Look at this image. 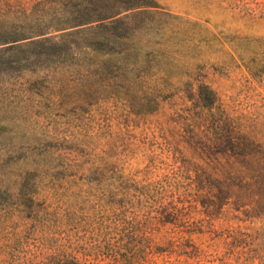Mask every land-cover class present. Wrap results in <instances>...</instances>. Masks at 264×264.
<instances>
[{"label":"rangeland","instance_id":"1","mask_svg":"<svg viewBox=\"0 0 264 264\" xmlns=\"http://www.w3.org/2000/svg\"><path fill=\"white\" fill-rule=\"evenodd\" d=\"M141 2L0 0V264L113 236L123 264L264 261V0ZM77 9L118 38L1 43Z\"/></svg>","mask_w":264,"mask_h":264},{"label":"trees","instance_id":"2","mask_svg":"<svg viewBox=\"0 0 264 264\" xmlns=\"http://www.w3.org/2000/svg\"><path fill=\"white\" fill-rule=\"evenodd\" d=\"M142 5H148L147 0H139ZM72 20H68L66 23L61 24L62 19H57L56 17L48 16V19L43 17L36 21L34 27L38 29L30 34H8L3 42L8 44V46H33L38 51H54L55 47L60 48L61 42L57 41L58 36L51 34L50 28H43L40 21L46 24L48 21H58L60 27L55 28L56 31L64 30V32L59 36L63 41L65 38L75 35L76 33H81V28L79 26L91 23L93 21L99 22L100 26L103 28H109L112 24L111 35L102 34L101 36H94V43L97 45H102L111 38H118V18H113L110 24L102 21L107 19V17H101L97 19L87 18L88 13L86 10L77 9L73 11ZM114 17V16H111ZM66 21V20H65ZM92 29V28H91ZM69 45V44H67ZM198 94L201 103L204 107L211 106L214 103V95L212 89L206 85L201 84L198 88ZM115 236L111 238L101 239L93 238L91 241H85L83 243H78V241L72 245V242L68 244H54L46 238H40L39 241L35 240L32 243L24 244L25 248L22 253L16 255H11L6 264H123L120 259L121 247L120 243L116 241ZM71 244V245H70ZM70 245V246H69ZM26 246H30L29 249ZM68 249V250H67ZM264 264V261L255 263Z\"/></svg>","mask_w":264,"mask_h":264}]
</instances>
